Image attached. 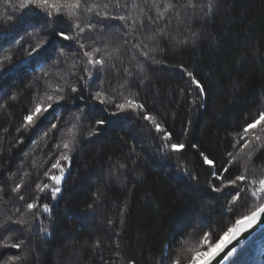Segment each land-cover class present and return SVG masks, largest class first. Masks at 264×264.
<instances>
[{
  "label": "trees",
  "instance_id": "trees-1",
  "mask_svg": "<svg viewBox=\"0 0 264 264\" xmlns=\"http://www.w3.org/2000/svg\"><path fill=\"white\" fill-rule=\"evenodd\" d=\"M140 2L141 0H137V3ZM4 11L5 6L0 3V13ZM236 16L238 20L232 26L231 42L223 52L210 50L207 46L174 50L165 40L161 47L166 51L168 67L152 66L148 72L149 80L139 94L140 102L146 101L147 109L156 114L158 119H163L164 112L167 111L166 127L173 133V142L185 144L182 153L172 154L168 158L158 154V140L154 139V129L149 131L151 125L138 118L134 112L111 116L110 112L114 107L104 111L105 106L96 102L88 103L86 107L87 101L78 98L67 106L69 111H61L62 117L67 119L72 113L83 109L81 123L84 132L95 125L98 118L106 119L109 123L95 136L88 139L81 137L82 143L73 153L70 167L66 170L62 192L55 200H52L50 194L41 200V203L48 202L52 205L51 220L47 218L48 214L42 217L43 224L51 230V236L42 238L39 232L40 222L36 221L33 233L17 234L19 239L26 240L29 247L20 250L0 248V264H5L13 255H27V264H90L93 259L95 264H99L100 254H93L85 242L90 244L92 240L100 238L104 242L103 247L110 236L115 239V232L108 230L106 221L112 217L116 220V226L119 225V209L129 196V189V214L121 246L125 256L134 258L136 264H156L162 250L174 255L175 250L180 247L181 238L187 241L185 248L194 246L202 235L200 229L217 234L211 241L214 243L219 239V234L238 216L247 213L250 205L239 203L235 206V215L224 211L231 196L219 198L220 193L211 191L207 186L211 178L208 166L203 165L199 152L191 147L192 144H197L201 151L214 160L217 167L226 164V149H230L234 134L241 131L245 116L255 112V102L264 92V59L253 60L249 51L248 60L242 67H237L234 63L239 49L244 47L246 37H251L254 43L258 42L264 47V0H236ZM222 21L223 13L217 16L215 23H209L208 28H214L217 33L223 34L224 23L227 22ZM53 27L59 30L70 26L58 23ZM176 27L177 21L174 19L168 31L174 32ZM200 27L197 25L194 31H198ZM0 34H3V39L0 40L3 47L9 48L14 45L15 39L24 35V29L21 27L11 30L7 26H0ZM53 40L59 41V38L53 36ZM108 40L106 35L105 41ZM119 42L118 34L113 35L110 47ZM61 44H71L65 50L70 55H75L73 50L77 45L70 41L59 42L39 59L27 58L32 60L29 66L9 71L13 65H8L4 73L0 74V105H5L0 108V136L4 137L0 147L5 149L3 159L0 160V164L4 165V170L0 171V188L3 189L0 196L8 201L7 205L0 201V211L6 212L20 203L14 197L9 199V195L5 193L10 194L11 187L20 181L24 173L29 175L24 176L22 193L29 200L37 195L35 183H50L43 173L51 167L55 156L59 154L54 153L53 158L49 159V153L53 152L52 146L60 138L61 132H56L54 139L44 138V131L50 127L47 120L28 132L17 133L16 129L22 122L23 115L32 106L37 89L43 93L45 86L40 77L54 63ZM27 46L24 43L23 47ZM23 47L16 46L12 49L14 59L19 58L16 59L17 64L25 59ZM133 54L135 53L126 52L124 56L130 70L135 71V61L128 59ZM115 62L118 65L120 63L119 60ZM179 64L194 70L197 78L204 82L209 93L207 108H200L198 104L192 103L195 93L181 97L179 89L185 87L187 78L181 75L178 68L173 67ZM108 80L112 81L111 86L115 88L114 72L108 73L106 88ZM236 81L240 82V88L233 94V84ZM98 84L99 81L93 84L90 91H94ZM135 90L133 86V91ZM13 94L16 95L15 100L10 99ZM84 96L88 97V91L84 92ZM49 119L55 122L52 117ZM5 128L8 129L7 133L3 131ZM185 128L188 129L187 134L184 133ZM20 136H23V143L16 144L15 141ZM133 147L139 153L134 165L128 159ZM9 148L11 153L8 152ZM178 159L187 165L196 179L177 169ZM117 161L126 162L125 176L122 180L115 177L108 179L110 165ZM256 167H260L259 159ZM12 173L16 175L11 176ZM53 174L58 173L53 170ZM237 174L238 169L233 168L229 178ZM216 184L218 186L219 182ZM98 189L102 193L101 199L94 209H88L87 205L93 202V193ZM8 234L6 232L3 235ZM3 235H0V239H3ZM241 248L242 253L239 251ZM75 249L82 253L80 261L76 260ZM104 255L111 253L105 251ZM233 259L237 264H264V228L243 244Z\"/></svg>",
  "mask_w": 264,
  "mask_h": 264
},
{
  "label": "snow or ice",
  "instance_id": "snow-or-ice-1",
  "mask_svg": "<svg viewBox=\"0 0 264 264\" xmlns=\"http://www.w3.org/2000/svg\"><path fill=\"white\" fill-rule=\"evenodd\" d=\"M0 3L5 6V11L0 13V26H7L11 30L21 27L24 29V35H20L19 39L13 37L15 43L11 47L4 48L3 43L0 42V74L4 73L8 65H13V68L8 69L9 71L27 67L32 60L49 53L59 42L70 41L77 45L73 50L74 56L65 50L70 48L71 44L60 45L54 63L48 71H43L40 77L45 86L43 93L41 94L39 88L37 89L32 106L23 115L22 122L16 129L17 133L28 132L38 128L47 120L50 127L44 131V138L54 139L56 132H61L60 138L52 146L53 152L49 153V159L53 158L54 153L59 154L55 156L51 167L43 173L50 183L43 181L35 183L37 195L29 200L22 193V188L25 186L24 176L29 175L24 173L20 181L15 182L11 187L10 194L5 193L9 195V199L14 197L20 203L6 212L0 211V235L9 233L0 239V248L20 250L27 249L29 245L25 239H19L17 234L33 233L36 221L40 222L39 232L42 238L51 236V230L43 224L42 217L48 214L47 218L51 220L52 205L48 202L41 203V200L46 199L48 194L51 195L52 200H55L62 192L66 170L70 167L73 153L82 143L81 137L91 138L109 123L106 119L98 118L95 120V125L84 132L81 123V118L84 116L83 109L72 113L67 119L62 117L61 111H69L67 106L78 98L87 101L86 107L91 102L105 106L104 111L114 107L110 112L111 116L134 112L138 118L151 125L149 131L154 129L156 133L154 139L158 140L156 144L158 154L168 158L172 154L182 153L185 144L173 142V133L166 127L167 111L164 112L163 119H158L156 114L147 109L146 101L139 100V94L149 80L148 72L154 65L168 67L165 59L166 51L161 47L165 40L174 50L207 46L210 50L223 52L231 42L232 26L238 17L236 0H141L140 3H137V0H0ZM221 13H223L222 23L227 22L224 23L223 34L217 33L214 28H208L209 23H215ZM174 19L177 21L176 30L168 31ZM58 23H66L70 27L56 30L53 25ZM241 23L244 24L243 21ZM181 24H183L182 28ZM197 25L201 27L198 31H194ZM117 34L120 42L110 47L112 36ZM106 35L109 37L108 41H105ZM53 36L58 37L59 41H54ZM2 39L3 34H0V40ZM24 43L28 46L23 47ZM16 46L23 47L25 57L19 64L16 63V59L19 58L14 59L12 51ZM249 51L253 60L264 59V47L258 42L254 43L251 37H246L244 47L239 49V55L234 60L237 67H242L247 62ZM126 52L135 53L128 57L130 61H135V71L130 70L125 63ZM29 57L32 60L27 59ZM116 60H119V65ZM110 61L112 63H109ZM173 67L178 68L181 75L187 78L185 87L179 89L181 97L195 93L192 103L198 104L200 108H207L209 93L204 82L197 78L194 70H189L183 64ZM109 72L115 73V88L111 86V80H108V87H105V79ZM97 81H99L98 86L94 91H90ZM239 88L240 82H234L233 94ZM85 91H88L87 98L84 96ZM10 99L15 100L16 95L13 94ZM255 105V112L245 116L241 131L234 134L230 149H226V164L217 167L214 160L201 151L197 144L191 145L199 152L203 165L208 166L211 173L207 186L212 192L220 193L219 198L231 196L224 206V211L235 215V206L239 203L244 206L250 205L247 213L238 216L222 234H219V239L214 243L211 241L217 234L202 229H200L202 235L194 246L185 248L187 241L181 238L180 247L175 250V254L170 255L169 252L162 250L156 264H212V261L221 257V253H224L233 241H236L242 233L252 229L264 217V92L257 98ZM3 107L5 105H0V108ZM3 131L7 133L8 129L5 128ZM187 132L188 129L185 128L184 133ZM3 141L4 137L0 136V145ZM15 143H23V136H20ZM4 151L5 149L0 147V160L3 159ZM8 152L11 153V148ZM138 156L139 153H136L133 147L128 159L134 165L135 157ZM257 159L260 160L259 168L256 167ZM233 168L238 169L239 174L229 178ZM177 169L196 179L189 172L187 165L179 159ZM3 170L4 165L0 164V171ZM53 170L58 174H53ZM126 170V162L117 161L110 165L108 179L115 177L122 180ZM15 175V173L11 174V176ZM216 182H219L218 186ZM229 189L230 191H226ZM0 192H3L2 188ZM93 196L95 199L87 205L88 209L95 208L102 193L98 189ZM130 199L131 189L129 196L120 206L118 226L114 218H107V228L110 232H115V239L110 236L108 243L103 247L104 242L100 238L92 240L90 244L85 242L93 254H100L99 264H136L134 258L125 256L121 246ZM0 201L4 205L8 204V201L3 200V196H0ZM14 225L18 227H12ZM180 231L182 232L183 228ZM105 251L110 252L111 255L105 256ZM239 251L242 253L243 249ZM237 254L238 249L233 246L220 258L218 264L224 262L237 264L233 259ZM74 255L77 261L82 259L79 249L74 250ZM28 260L27 255H13L5 264H18V262L27 264ZM90 264H95V260H90Z\"/></svg>",
  "mask_w": 264,
  "mask_h": 264
},
{
  "label": "water",
  "instance_id": "water-1",
  "mask_svg": "<svg viewBox=\"0 0 264 264\" xmlns=\"http://www.w3.org/2000/svg\"><path fill=\"white\" fill-rule=\"evenodd\" d=\"M264 228V217H262L261 221H258L256 225L253 226L252 229H249L247 232L242 233L240 237L237 238L236 241L232 242V245H229L224 253H221V257L227 253L233 246H236L237 249L244 244L246 241H248L254 234H256L259 230ZM221 257H217L216 260L212 261V264H218ZM224 264H227V262H224Z\"/></svg>",
  "mask_w": 264,
  "mask_h": 264
},
{
  "label": "rangeland",
  "instance_id": "rangeland-1",
  "mask_svg": "<svg viewBox=\"0 0 264 264\" xmlns=\"http://www.w3.org/2000/svg\"><path fill=\"white\" fill-rule=\"evenodd\" d=\"M29 60H30V59H29ZM28 66H29V65H28ZM251 238H252V237H251ZM251 238H250V239H251ZM250 239H249V240H250ZM249 240H248V241H249ZM246 242H247V241H246ZM246 242H245V243H246ZM245 243H244V244H245ZM242 245H243V244H242ZM242 245H241V246H242ZM241 246H240V247H241ZM240 247H239V248H240ZM239 248H238V249H239ZM227 263H228V262H227Z\"/></svg>",
  "mask_w": 264,
  "mask_h": 264
}]
</instances>
